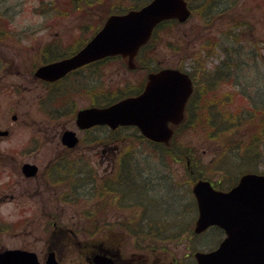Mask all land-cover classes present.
Masks as SVG:
<instances>
[{"label": "rangeland", "instance_id": "rangeland-1", "mask_svg": "<svg viewBox=\"0 0 264 264\" xmlns=\"http://www.w3.org/2000/svg\"><path fill=\"white\" fill-rule=\"evenodd\" d=\"M107 2L108 0H105L104 4L101 6H95L97 0H90L89 3L92 7L91 10L88 11L86 8L88 5L82 4L80 6H75L70 0H0V13H3V11L13 12L14 15L11 16L13 19H7V21L16 26L20 32L24 31V36H29L31 29L36 30L39 28L40 23L44 21L43 19L37 18L38 16L35 13L45 12L47 14L46 16L51 12L60 13L58 16L59 20L56 21L60 24H54L53 28L59 30L62 38H71L70 41H72L78 39L83 33L85 38L90 37L93 31L102 25L104 19L109 14L108 12L111 6L109 5L107 8ZM193 6L195 13L192 18L184 25L169 26L161 32L153 43V50L148 56L152 57L155 61L154 63H158L160 67L181 68L183 66L185 70L189 71L195 69L194 71L197 72V88L201 96V101H197L198 104L201 105L205 102L207 103L205 104L206 107L211 108V110H213L212 105H218L221 110L226 112L224 115L225 118L230 119L229 122H232L231 120H235L238 115L242 114L241 110L247 111L248 109L246 100L241 95L239 96V92L243 91L254 95L259 91V96H264V81H262L263 83L255 82L253 79L246 77L244 80L240 81L239 85H233L232 83L218 84L216 82L213 86L209 87L208 81L212 79L209 80L208 77L214 74L216 68L221 65V60L225 59L224 53L220 49H216L215 46L218 41L222 43L224 39L228 40L227 37L229 34L232 35V37H229L230 40L237 39L241 41L245 46L243 50L245 58L242 60L244 63L241 64L244 65V69H246V66L249 69V64L259 66L256 68L260 71L262 75L261 80H263L264 0H240L237 5H228L222 12L215 11L218 5L214 7V10L206 12L204 15L203 8L198 2L195 1ZM91 12H93V14H91ZM48 22L51 23L53 21ZM83 26L85 28H87V26L90 27L88 30L86 29V31H84ZM42 35V33L36 34L22 41L5 38V44H7L9 48L15 50L14 54L8 53V56H12L14 59L18 49L13 46L17 47L20 44L19 47L23 48L20 51L23 52V58H25L27 56L26 51L31 49V45L35 44L36 40L38 41L41 39V37H43ZM46 39L50 40V36L47 35ZM230 43L233 42L231 41ZM249 48L252 50L256 49L261 60L248 63L246 59L249 57L247 53ZM19 59L21 58L19 57ZM0 60L2 59L0 58ZM32 69L31 65L26 67L16 65L10 67L7 71L3 69L0 72V77H2L0 78V128H11L13 131V134L0 144V150L4 154H8L10 158L11 156L16 157L15 160L12 158L10 160L7 159L8 165L6 174L0 179V188H4L3 193L8 194L7 198L10 193L14 196V199L8 198L7 201H0V220H3L1 224L2 227H0V250L20 247H34L38 251L43 249L46 243L50 241L51 233L55 230L51 226L47 227V219L52 218L50 215L58 218L57 220L61 221L60 224L67 225L68 227L74 225L75 228H78L79 225H83L87 228L89 226V232L94 230L93 225L96 223L95 220L91 218L94 216L98 219L101 215V210H98L96 206L100 195L91 196L93 194H83V196L80 197L77 193L71 195L69 189H66L65 196L70 200V203L78 204L79 207H68L63 212L55 209L53 205H50L53 202L48 195L39 197L29 196L36 182L33 181L29 184L23 181L21 165L25 162V159H23L24 156L28 157L29 161L40 164L41 167L47 165L54 156L62 151V145L59 141L63 127L76 131L80 138H86L83 133L81 135L78 132L75 125V117L72 116V113L92 104L91 95L87 94L84 90H87V87L90 88L94 82H97L96 78H92L88 75L93 72V69H90L89 72H84L85 78L83 81H81V76H78L76 82H66L62 87L63 90L73 86V88L79 87L80 91L73 90L72 96H69L71 98L69 99L70 101L66 102L67 106L63 105L62 107L63 109L71 107V109H68L67 112H63L62 115L52 118L51 115L44 110V107L49 109L50 106L43 105L44 107H42V105L39 104L41 100L39 97L44 93L46 95V90L40 82L33 79L31 75ZM145 75L146 72H127L124 64L119 60L110 61L104 65L103 75L100 77L102 83L101 89L103 91L100 93L101 97L104 93L105 96L116 93L117 89L124 88L127 82H129L132 87L133 85L136 86ZM211 83H213V81H211ZM57 107L59 106L57 105ZM16 115H18V119L13 122L12 117ZM209 116L210 115L207 114L200 116L202 121L198 119L194 124L195 126L191 128H189V126L183 127L182 131L177 134V145L181 147L182 151L187 150L191 152L190 156L197 170L201 167L204 175L220 180L224 184L225 180L223 176L225 175L224 172H226L225 169L228 168L226 157H229L231 151L237 150L239 146L247 143L252 136L262 128L259 122L262 116L255 118L251 124L243 123L244 125L241 127L231 126L230 132L220 135L214 133V129L207 125ZM103 133L106 136L108 135V133ZM115 136L121 141L117 142V144H110V147L107 146L104 148H112L117 145V148L114 149L116 154L115 158L117 160L120 159L121 153H124L125 150H131V157L133 158L131 159L132 164L129 166L133 168H136V166L139 167L141 169V175L145 172V183L149 185L150 188L148 191L149 196L147 197H149L148 199L152 202L157 204V202H155L157 199L156 193L159 190V184L163 183L164 178L166 180V177H172V179H174L172 184L170 185V183H168L167 186L174 185L178 194L172 195V193H170L168 198L170 203L172 201H177V203H173L169 212H172V208L175 206L177 207L174 208V210H177L178 207H180V210L185 209L182 216L184 218L181 217L182 220L176 218L175 221L176 223H182L180 225L184 226L187 234L191 233L196 218L191 214L195 213V207L192 205L194 200L190 188L192 187L191 183H193V179H191L187 171L186 162H181L179 160L175 162L171 158L160 159L154 157L152 160H148L149 163H151L150 166H148L145 164L146 160H143L145 159L143 158L144 156L137 157L139 152H143L144 150L148 151V148L135 137L133 132L122 130L115 134ZM103 145H100L99 151H97L98 155L95 153L97 150L95 144H92L90 146L91 148H88V151L84 152L85 155H88L90 162L89 167L92 169V172H94V178L97 177L96 173L107 172L110 170L109 168L113 166V163H110L114 158L110 157L114 156L111 154V151H108L104 156L101 154ZM36 147L39 148L37 155H33ZM78 153H80V151H74L71 155H67L73 158V156L76 157ZM149 154L150 151L148 152V155ZM60 155L63 156L65 154L62 151ZM151 157L152 156H149L148 158ZM100 161L104 163L102 164ZM196 162L199 167L196 166ZM152 167L158 169V171L154 170ZM151 168L152 170H149ZM243 170V168H240L237 172H233L231 176ZM257 170L259 172H264V163L260 164ZM101 176L102 174H100L99 177ZM40 177L42 189L46 187L51 188L56 185L53 181L49 180L47 183L45 177ZM88 187L85 186L84 192H86ZM118 187L117 190L120 189ZM26 189L30 191L27 192ZM101 191L104 192V189ZM132 191L133 189L129 190L128 196L130 198L142 202L146 201L138 191L134 193ZM165 191L167 192V190ZM45 192L46 191H43V193ZM2 196L4 195L0 194V198ZM115 198L118 199L117 196H115ZM110 200H112V198ZM128 201L129 198H125L123 204L120 203L119 209H117L119 200L116 202L115 209L107 206L105 208L108 211L107 217H109V219L112 220L111 223H113L114 219L117 220L118 213L121 220L127 218H129V220H134L132 224L133 229L146 230L143 228V225L146 224L147 226L150 223H143L142 209L139 207H129ZM55 204L58 203L56 202ZM148 204L149 202H147V205ZM44 207L46 211L43 210ZM148 207L155 214L159 211L154 205H149ZM85 213H87V215ZM159 213L164 215L160 216L159 219L166 224L171 221L174 222L172 217L170 215L168 216V212L165 209H160ZM187 216L188 218L185 219ZM195 217H197V215ZM81 221L82 223L80 224ZM115 231L119 232V237L124 247L122 251L126 255H130L129 253L133 250H137L135 249L136 244H134L135 238L131 236L132 234L130 231H127V229L123 227L115 228ZM63 234H66L65 230ZM190 236V239L181 241L178 244L168 243L170 252H166V262L171 261L172 257H177L181 261V264H185L184 259L186 257L189 258L192 248H213L221 239V236L218 234L215 235L216 237H207L206 235L205 237L201 236L199 240H194L192 244V234H190L189 237ZM189 263L191 262L189 261Z\"/></svg>", "mask_w": 264, "mask_h": 264}, {"label": "flooded vegetation", "instance_id": "flooded-vegetation-1", "mask_svg": "<svg viewBox=\"0 0 264 264\" xmlns=\"http://www.w3.org/2000/svg\"><path fill=\"white\" fill-rule=\"evenodd\" d=\"M152 0H108L107 2V8L109 5L110 10L109 14L104 19V22L101 26L95 29L93 31L92 35L90 37H84L81 34V36L78 39L71 40V38L65 39L61 37V33L59 30L53 28L54 24H60L59 22H56L59 20L60 13L51 12L46 16L47 14L45 12H37L35 13L40 19H43L39 25V28L36 30L31 29L29 36H24L25 32H20V30L14 26L11 22L7 21V19H11L12 15H14L13 12L10 11H3V13H0V72L1 70L7 71L10 67L20 65V66H28L31 65L32 69V77L34 80L40 82L44 89L46 90L45 93L39 97L40 103L42 107L45 105H49L50 108L47 109V107H44V110L46 113H49L51 117H57L58 115H62L63 112H67L68 109H71V107H67L66 109H63V105L65 106L67 101H70L71 99L69 96H72L73 90H79V87H70L66 90H63L62 87L66 82L72 81L76 82L78 80V76H81V81L84 80V72L88 71L90 69H93V72H91L90 75L92 78H96L97 82H94L90 88L87 87V90H84L87 92V94L91 95L92 97V106H100L99 101L103 100L101 98L104 97V95L101 97L102 91V83L101 78L103 75V68L104 65L110 61L119 60L121 61L127 72L133 73L136 71L140 72H146V75L141 78L138 85H133V96H138L142 94L146 88V85L148 83V76L150 73H153L152 70L156 67H160L158 63H154L152 57H149L148 54L150 51H145V48H142L138 55L135 57L133 62H129V59L127 58H120V57H108L102 60L91 62L87 65H84L76 70L70 71L66 74V76L62 77L61 79H57L54 81H49L44 78H40L36 76L37 71L44 67L48 66L57 62H60L62 60H65L67 58H70L74 56L76 53H78L81 49H83L89 42L92 40V38L101 30V28L104 26L105 21L110 18L113 15H121L126 14L133 10H141L143 7H145L149 2ZM197 1V0H196ZM199 1V0H198ZM83 4L88 5L86 8L88 11L91 10V4L89 3L90 0H83L81 1ZM105 0H97V3L95 6H101L104 4ZM77 5V3H75ZM87 12V11H86ZM93 14V12H91ZM57 17V18H56ZM13 19V18H12ZM48 21H53L49 23ZM90 26H87L85 28L83 26V30H88ZM32 28V27H31ZM42 33L43 37L36 40L35 44L31 45V49L26 51L27 56L23 58V52L20 51L23 48H20L19 46L14 48L18 49V52L15 54L14 59L12 56H8V53L14 54L15 50L11 49L5 44V38H8L9 40H20L22 41L25 38H30V36H34L36 34ZM50 36V40L46 39V36ZM70 41V42H69ZM33 51V52H32ZM32 53V54H31ZM19 57L21 59H19ZM113 58V59H112ZM2 78V77H0ZM91 78V79H92ZM1 81V80H0ZM86 83V82H85ZM129 83V82H127ZM131 85V84H130ZM132 86V85H131ZM19 88V87H18ZM19 94V91H18ZM68 98V99H67ZM55 104V105H54ZM44 105V106H43ZM57 105L59 107H57ZM67 106V105H66ZM91 107V106H88ZM87 108V107H86ZM44 111V112H45ZM72 116H74V112L72 113ZM18 115L13 116L12 120L13 122L16 121ZM78 129V128H77ZM67 130L65 127L62 128L61 134H60V144L62 145V151L65 155L61 156V152L54 156L47 165L42 166L40 164H36L34 162L29 161L28 157H25V162L21 165V174L23 175V181L25 183H31L35 181L36 183L33 186V191H30L29 189H26V191H30L31 197H39L48 195L50 197V200H52V204L55 207V209L59 211H65L68 207H79L78 204H71L70 200L65 196V190L69 189L70 194H78L83 196V194H93L91 196H99V200L96 203V206L98 210H101V215L96 220L98 226H100L99 233L96 236H90L87 232V229L83 225H79L78 228H75L74 225L72 227H68L67 225L60 224L61 221L57 220L58 218L51 216V219H47V227L51 226L55 230L51 233L50 241L46 243L45 247L41 250H36L33 248H11V249H20L23 251L33 252L36 254V257L39 261V264H47V261L52 258L59 264H181V261L178 259H174L171 261L165 260L166 253H158L153 252L152 249H144V251L139 250H133L130 255H126L122 249L124 247L119 243L118 240V233L113 230H105L104 227H112L115 228L119 226L120 220H112L107 217L108 211L105 209L107 206H110V208L115 209L116 207V191H115V185L119 184L115 182L116 179L120 180V173L116 170L117 168V159L114 148H104L106 147V144H117V142H120L121 140L113 138L112 134H117L121 132L122 130H128L135 134V137H137L136 133L140 137V142H147L146 140H143L140 136L138 129L135 127H127V128H119L115 131L110 130L106 126H96L87 130H79L78 132L86 138H80L78 133V144L76 147L71 148L70 146H66L62 143L63 134ZM71 130V129H70ZM0 131H7L8 135L6 137H0V144L7 138H9L13 131L11 128H0ZM112 131V132H111ZM103 132L108 133L106 136ZM92 137V138H91ZM107 142V143H106ZM81 144V146H80ZM92 144H95L97 147L96 154L98 155L97 151H99L100 145H103L101 154L104 156L108 151H111V154L114 157L110 163H113V166L110 167L107 172L99 173L96 178H94V172H92V169L89 167V158L88 155H85V151H88V148H91L90 146ZM111 145H109L110 147ZM95 147V146H94ZM38 147H36V150L33 152V155H37ZM109 149V150H108ZM74 151H80L76 157L68 156L67 154H72ZM23 153V152H22ZM13 160L16 159V157L11 156ZM8 157V154H4L0 150V179L6 174L7 171V165L8 161L7 159H11ZM119 158V157H118ZM33 164L37 166V173L33 175L34 177H27L23 171L22 167L24 164ZM100 163H104L103 161H100ZM89 169V170H88ZM43 170V171H42ZM91 170V171H90ZM100 174H102L101 177ZM93 175V177H92ZM45 177L46 182L48 183L49 180L53 181L56 185L54 187L45 189H42L41 187V177ZM108 177V178H107ZM21 178V179H22ZM95 180V181H94ZM87 188L86 192H84V188ZM104 189V192L101 190ZM147 192L150 190V188H146ZM159 190H161L159 188ZM6 191V190H5ZM25 191V192H26ZM43 191H46L43 193ZM4 188H0V194L4 195L0 198V201L4 202L9 199H14V196L12 193L9 194V197L7 198L8 194L3 193ZM28 195V194H27ZM149 195V192H148ZM163 196V194H161ZM54 198V199H53ZM112 198V200H110ZM58 204H55V203ZM77 203V201H76ZM103 209V210H102ZM46 211V208L43 209ZM116 213V212H115ZM87 215V213H85ZM117 216L119 217V214L117 213ZM87 218V217H86ZM88 219V218H87ZM2 220H0V227L2 224ZM82 221L80 222V224ZM78 224V223H76ZM75 224V225H76ZM63 225V226H62ZM217 228H210L206 232L215 231ZM58 230V232H57ZM66 231V234L64 235L63 232ZM113 231V232H112ZM213 233L215 234V232ZM219 232H222L219 230ZM223 233V232H222ZM222 242V241H221ZM220 242V243H221ZM219 246V245H218ZM217 246V247H218ZM216 247V248H217ZM143 248V246H142ZM135 249L136 246H135ZM6 249H1L0 251H4ZM213 250V249H211ZM210 250V251H211ZM151 251V252H148ZM209 251V250H207ZM146 252V253H145ZM155 255H152L154 254ZM195 253V252H194ZM190 258V260H189ZM186 257L184 259L185 264H197L195 258L193 256ZM189 261L191 263H189Z\"/></svg>", "mask_w": 264, "mask_h": 264}, {"label": "water", "instance_id": "water-1", "mask_svg": "<svg viewBox=\"0 0 264 264\" xmlns=\"http://www.w3.org/2000/svg\"><path fill=\"white\" fill-rule=\"evenodd\" d=\"M190 15L184 0H153L140 11L111 16L77 55L40 68L36 76L54 81L80 66L116 55L129 58L131 63L158 24L169 19L184 23ZM192 93L188 74L164 69L148 76L146 89L140 96L102 109L82 110L77 124L81 129L94 125H108L112 129L137 126L146 138L169 144L173 136L170 124L182 122ZM63 142L74 147L78 140L73 132L67 131ZM23 170L27 176L37 172L35 166L28 164ZM193 193L199 209L195 232L218 226L226 233L217 250L196 254L198 264H264V175L246 174L228 192L216 190L209 181H199ZM0 264H38V261L32 253L7 251L0 254ZM48 264L56 263L49 259Z\"/></svg>", "mask_w": 264, "mask_h": 264}, {"label": "trees", "instance_id": "trees-1", "mask_svg": "<svg viewBox=\"0 0 264 264\" xmlns=\"http://www.w3.org/2000/svg\"><path fill=\"white\" fill-rule=\"evenodd\" d=\"M187 1L194 11V6H193L194 0H187ZM229 1L232 2L231 3L232 5H235L239 2V0H199L198 3L202 6L203 15H204L206 12H211L212 10H214V7L218 5L219 6L217 7V9L215 8V11L222 12L225 8H227L228 5H230ZM173 24H174L173 21L162 23L158 27L155 33V36L161 29L172 26ZM231 41L233 43H230ZM231 41L228 36V40L224 39L223 41V43L224 42L226 43H224L223 45L218 43L220 46L219 45L215 46V48H220V50L224 53L225 59L221 60L220 62L221 65H219L220 67L218 66L216 68V71L212 75L213 77L212 80L215 79L218 84L219 83H232L233 85H239L240 81L244 80L246 77H249V79H253L255 82L264 81V79L261 80L262 75L260 71H258V69L256 68L259 66L249 64V69L247 68V66H246V69H244V65L241 64V63H244L242 60H244L245 58L244 51H243L245 47L244 44H242V42L238 41L237 39H234ZM247 53L249 55V57L246 59L248 63L258 62L259 60H261L256 49L252 50L251 48H249ZM192 76L194 77L196 76V74L193 73ZM215 83L216 82L210 83L209 81L208 86L209 87L213 86ZM258 92L259 91H257V93L254 95L251 93H245L243 91L239 92V96L241 95L246 100L248 109L247 111L241 110L242 114L238 115L235 120H231L232 122H229L230 119L225 118L224 115L226 114V112L221 110L218 105H212L213 110H211V108L209 107H206L205 104L207 103L205 102L199 105L197 101H199L201 98L200 93H196L193 96L192 100L190 101V104L188 105L186 121L183 126L184 127L189 126V128H191L195 126L194 124L198 121V119H201L200 116L207 114V115H210L208 117L207 125L209 127H212V129H214V133L218 135L227 134L228 132H230L231 126L241 127L244 125L243 123L251 124L255 118H257L258 116H262V118L259 121L262 128L258 132H256L255 135L252 136V138L247 143H244L243 145L239 146L237 150L231 151L229 157L228 158L226 157V161L228 163V168H226V171L228 172V176H225V178H227L225 181L229 183V185H226V187H229L233 185L234 183H236L235 175L231 176L230 172L233 173L234 170L240 169V168L247 169V171L257 172L258 171L257 167L260 164L264 163V96H259ZM125 95L126 93L120 94V92L109 94V95H106L105 98L101 100L100 102H102L103 105H108V104H111L121 99ZM177 144H178L177 142H173V144L170 147H165L162 145H157L154 143L146 142L145 145H146V148H148V151L144 150L143 152H139L137 154V157L139 158V156L141 157L144 156L143 158L145 159L143 160L144 161L146 160L145 164L150 166L151 163H149L148 160L149 159L152 160V158L154 157L160 158V159H164V158L172 159L174 158L173 156H176V155L183 156V157L191 155L190 151H187V150L182 151L181 147H179ZM149 151H150V154L148 155ZM131 156H132L131 151L126 153L123 156V158L126 159L127 162H122L120 166L121 176H120L119 181L121 183V186H120L121 188H120L119 193L121 194L120 195L121 200L128 197L129 190L131 189H133L132 191L133 193L135 191H138L141 194V196L144 199H146L145 196H148V192L146 188H149V185L145 183L146 181L144 177L145 172L144 174L142 173L141 175V169L139 167L136 166V168H133L129 166L130 164H132L131 159L133 157ZM149 156H152V157L148 158ZM129 159L130 161H128ZM149 170H152V169H149ZM154 170L158 171V169H155V168ZM166 178H167V184L170 183L171 185L173 182L172 177L171 178L166 177ZM167 184L165 181H163V187L167 186ZM215 184L218 187H223V185L219 181H215ZM170 187L171 186H167L164 189L171 191ZM160 192L161 190H158L157 193H160ZM173 203H177V201H172L170 205L172 206ZM137 205H140V204L137 203L135 207H137ZM145 209L142 212V216H143L142 220L148 219V221H151L149 222L150 223L149 225L147 226L146 224L143 225V228H145L146 230L144 231L139 230V229L135 230L133 229L132 225H129V224H122L121 227L126 228L128 231H130L132 235H136L138 237L141 236L143 238L145 236L154 235V234L157 237V236H162L164 234V237L169 240L170 239L173 240L177 238V236L180 235V232L182 233V231L184 230L182 229V227H179L176 225H171V224L163 225V223L161 222L162 220L159 219L158 215L157 216L154 215V213L151 214L152 220H149L150 218L149 215H147V218H146V214H148L147 212L148 210H145ZM97 230L98 228L94 227L93 232H97ZM165 238H161V240Z\"/></svg>", "mask_w": 264, "mask_h": 264}]
</instances>
